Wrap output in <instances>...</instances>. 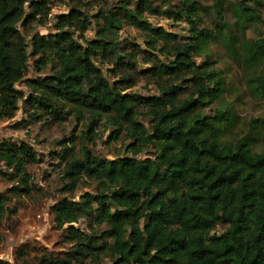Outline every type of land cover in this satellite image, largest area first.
Here are the masks:
<instances>
[{
    "label": "trees",
    "instance_id": "trees-1",
    "mask_svg": "<svg viewBox=\"0 0 264 264\" xmlns=\"http://www.w3.org/2000/svg\"><path fill=\"white\" fill-rule=\"evenodd\" d=\"M212 1L214 31L200 29L199 0H179L176 7L171 0H123L92 15L87 9L96 0H75L57 17L54 35H35L28 43L20 25L25 30L46 22L52 2L0 0V121L18 111L23 95L15 86L26 77L30 57L36 58L37 73L54 65L52 75L27 83L25 103L37 117L41 111L53 120L72 117L85 123L80 136L64 145L63 190L73 193L84 179L97 186L79 202L54 206L56 226L70 225L66 238L73 249L65 259L41 254L40 264H100L103 259L111 264H264V136L260 152L245 140L224 145L219 117L205 112L225 91L224 78L206 56L224 22V0ZM148 16L185 20L190 36L179 41L151 26ZM236 18L243 25L262 23L261 13L245 2ZM92 21L97 34L87 41ZM125 26L142 33L145 49L120 45ZM238 50L247 88L264 100V36L242 41ZM140 64L150 67L143 70ZM103 67H109L113 81ZM140 81L158 94H126ZM140 117L150 119L151 130ZM101 123L113 129V140L129 141L126 156L105 160L91 154L88 145L95 144ZM148 147L156 156L139 159ZM0 161L30 193L26 167L37 162L36 153L26 144L0 141ZM18 192L15 187L0 195V225L9 213V195ZM81 218L105 231L87 236L72 225ZM218 225L225 228L221 234L215 233ZM28 252L24 247L17 255Z\"/></svg>",
    "mask_w": 264,
    "mask_h": 264
},
{
    "label": "rangeland",
    "instance_id": "rangeland-1",
    "mask_svg": "<svg viewBox=\"0 0 264 264\" xmlns=\"http://www.w3.org/2000/svg\"><path fill=\"white\" fill-rule=\"evenodd\" d=\"M75 0H50L53 7L51 9L48 20L43 24H34L20 31L28 43L35 35L42 37H50L56 32L54 30L56 19L59 15L67 14L74 7ZM119 1L123 0H96L95 5L87 9L89 13L96 14L98 8L114 7ZM136 0H132L135 2ZM179 0H171L172 6H178ZM204 13L201 15L202 26L200 29H208L214 31L215 13L213 11L212 0H199ZM245 2L250 9H257L262 15V23L254 22L250 25H243L236 18V10L238 6ZM257 5L255 0H224L222 34L211 42L206 51L207 58L213 62L214 70H216L225 80V91L219 101L205 109L207 116L219 117V126L221 130L220 140L222 144L228 145L237 140H245L248 142L254 152L263 150L261 142L264 136V100L253 96L245 84V74L240 64L239 45L242 41H254L264 36V0ZM97 4V5H96ZM26 11H29V3L26 5ZM151 26L161 27L166 32L173 34L179 41H185L190 36L191 25L183 20L179 22L173 21L168 17L148 16ZM97 34L96 24L92 21L90 30L85 35L87 41L95 39ZM81 46L84 43L77 39ZM119 43L123 46L126 43H135L142 49H145L142 33L137 29L125 26L119 32ZM234 51V52H233ZM29 54L32 49L29 48ZM156 57L158 55L156 54ZM162 59V58H160ZM35 57H30L28 62V73L26 77L16 84L15 88L23 95V100L18 102V111L20 118L3 119L0 121V141H7L14 145L26 144L35 153L37 162L26 167L27 174L30 177V193L25 194L18 183L17 177L12 175V170L0 161V195L6 194L8 190L17 187L19 192L16 196L9 195L8 210L5 220H13L15 226L24 232H34L39 235V229L44 225H48L47 231L37 240L35 236H30L28 240L20 243L13 248L17 253L21 248L26 247L31 255L33 264H40L41 254L50 253L52 257L57 259H65L67 255L72 253L73 244L66 238L67 228L63 229L56 226L54 222V206L64 200L73 199L79 202L81 197L87 193H95L97 186L84 179L77 189L70 193L64 189V181L62 174L64 163L61 156L64 155V145L69 143L75 136H80L84 130L85 123H78L72 117H66L62 120H53L46 113L38 111V117L34 115V110L30 109L25 103L29 98L30 90L28 82L36 81L40 78L50 76L54 72V65H48L42 68L41 73L35 71ZM163 60V59H162ZM205 61V57L198 59L197 64L201 65ZM141 69H147L150 65H141ZM109 67H103L104 75L113 81L108 73ZM126 94L151 98L156 96L157 90L153 86H146L144 81L133 89L128 90ZM150 119L140 117L139 121L148 130H151ZM43 121V123H40ZM39 125L37 128L36 126ZM70 125V127H68ZM113 129L101 123L97 127L95 144L88 145L91 154L98 159L116 160L126 156V146L129 141L123 137L113 140L111 134ZM34 133V134H33ZM45 133H47L45 135ZM111 138V139H110ZM69 145V144H68ZM156 152L148 147L138 157L141 160L153 159ZM12 175V176H11ZM47 189V191H46ZM80 191L79 199L76 198L77 191ZM4 220V221H5ZM4 221L2 224H4ZM36 221V223H33ZM1 224V225H2ZM75 229L83 232L87 236L94 233L105 231L104 227H97L92 222L81 218L78 223L72 224ZM224 227L218 225L215 229L216 234L224 232ZM53 237L54 242L51 247L48 243ZM10 243H12L10 241ZM7 261V260H3ZM8 262V261H7ZM57 264H60L57 263ZM100 264H111L107 259H103Z\"/></svg>",
    "mask_w": 264,
    "mask_h": 264
},
{
    "label": "clouds",
    "instance_id": "clouds-1",
    "mask_svg": "<svg viewBox=\"0 0 264 264\" xmlns=\"http://www.w3.org/2000/svg\"><path fill=\"white\" fill-rule=\"evenodd\" d=\"M261 12L264 13V9H261ZM14 118L19 119L20 113H17V116ZM40 123H43V121ZM36 127L38 128L39 125ZM68 127H70V125ZM46 134L47 133H45V135ZM80 191H83V189L77 191V199H79ZM33 223H36V221H33ZM47 228L48 225L45 224L43 228L39 229V235H36L34 232H24L23 230L17 229L14 221L11 219L5 220L4 224L0 225V260H7L9 264H33L31 255H17V253H14L13 248L28 240L30 236H35L37 240H41V243H45L41 237L47 231ZM54 239L53 237L50 242H47L48 247H51V243L54 242ZM10 241L12 243H10Z\"/></svg>",
    "mask_w": 264,
    "mask_h": 264
}]
</instances>
